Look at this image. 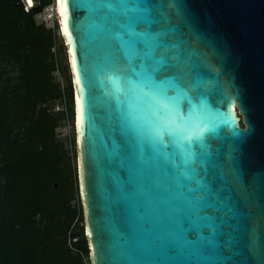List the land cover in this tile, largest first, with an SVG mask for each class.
Listing matches in <instances>:
<instances>
[{
  "label": "water",
  "instance_id": "water-1",
  "mask_svg": "<svg viewBox=\"0 0 264 264\" xmlns=\"http://www.w3.org/2000/svg\"><path fill=\"white\" fill-rule=\"evenodd\" d=\"M55 5L90 264H264V0Z\"/></svg>",
  "mask_w": 264,
  "mask_h": 264
},
{
  "label": "trees",
  "instance_id": "trees-1",
  "mask_svg": "<svg viewBox=\"0 0 264 264\" xmlns=\"http://www.w3.org/2000/svg\"><path fill=\"white\" fill-rule=\"evenodd\" d=\"M40 9L0 0V264H90L75 133L70 151L56 135L68 116L74 124L70 71L58 25L35 22Z\"/></svg>",
  "mask_w": 264,
  "mask_h": 264
},
{
  "label": "built area",
  "instance_id": "built-area-1",
  "mask_svg": "<svg viewBox=\"0 0 264 264\" xmlns=\"http://www.w3.org/2000/svg\"><path fill=\"white\" fill-rule=\"evenodd\" d=\"M18 1L22 9L26 13H30L33 9L41 7V9L35 12L33 15L36 24L41 25L46 29L55 30V25L57 24L55 0H49L50 2L43 6H42L43 0H18ZM53 75L56 81L59 82L61 88L63 89L65 86L64 79L58 67L55 68ZM60 104H62L63 106L60 108L56 107V109L60 111H66L68 103L66 102V99L64 97L60 101Z\"/></svg>",
  "mask_w": 264,
  "mask_h": 264
},
{
  "label": "rangeland",
  "instance_id": "rangeland-1",
  "mask_svg": "<svg viewBox=\"0 0 264 264\" xmlns=\"http://www.w3.org/2000/svg\"><path fill=\"white\" fill-rule=\"evenodd\" d=\"M61 41L59 40V38L56 39V44L57 46H61ZM66 57V56H65ZM67 64V63H66ZM70 78V76L68 77ZM56 104V107L60 108L62 107L63 105L60 104V103H55ZM74 133H75V129H74V124H73V121L71 119L70 116H68L61 127H59L57 130H56V135L58 138L60 139H63L65 140V144H66V147L69 149L72 148L71 147V143L70 141H72L73 137H74Z\"/></svg>",
  "mask_w": 264,
  "mask_h": 264
}]
</instances>
